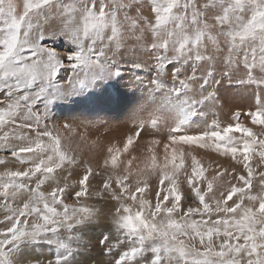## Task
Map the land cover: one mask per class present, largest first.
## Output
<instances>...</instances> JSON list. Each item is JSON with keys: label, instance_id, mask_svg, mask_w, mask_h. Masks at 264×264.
<instances>
[{"label": "snow or ice", "instance_id": "1", "mask_svg": "<svg viewBox=\"0 0 264 264\" xmlns=\"http://www.w3.org/2000/svg\"><path fill=\"white\" fill-rule=\"evenodd\" d=\"M126 71L149 98L94 166L72 137L96 125L54 109L97 90L118 103ZM226 86L251 105L197 126ZM195 149L233 167L209 177ZM0 213V264H264V0H0Z\"/></svg>", "mask_w": 264, "mask_h": 264}, {"label": "rangeland", "instance_id": "2", "mask_svg": "<svg viewBox=\"0 0 264 264\" xmlns=\"http://www.w3.org/2000/svg\"><path fill=\"white\" fill-rule=\"evenodd\" d=\"M146 74V69L144 72L140 73L142 76H146ZM132 77L133 73L131 71H126L124 74V79L114 86L119 92L120 98L118 103L107 102L105 98L106 93L97 90L91 96L85 95L70 99L71 104H68L66 101V103L70 106L67 104L64 106V103L60 102L58 106L55 107V112L58 116L56 122L58 124H63L65 121L68 123L92 121L93 124L96 125L95 127H90L88 129V133L83 137V139H81L79 135L72 137L73 148L79 154H81L83 159L90 160L94 166L101 161L105 146L109 142H116L118 146L122 147L126 136L135 130L133 117L135 115L134 109L136 105L144 103L146 99L149 98L146 87L136 84ZM220 99L222 102V107H218L216 109V113H218V115H213L212 112H208L206 116L201 117L196 121L197 126L204 127L205 120L210 123L213 119H218L221 125L224 126L227 123L233 122L232 113L236 108L246 111L247 107L252 103L251 98H249L246 93L242 92L235 86H226L225 89L221 91ZM241 121L244 124L253 127L249 118L246 116L242 115ZM254 130L257 132L261 131L259 127H254ZM236 135H239V133ZM160 138L163 139V137ZM148 139L149 136L147 132H142L139 140L133 146V149H130V151H133V154L138 158L141 157L143 155L145 142ZM93 141H96L97 143L94 144ZM157 151L162 155L163 146L161 145ZM185 151L187 152L189 149L186 147ZM195 155L198 159H200L204 167L208 169L206 175L209 177L214 175L219 167L229 169L233 167V162L229 158L222 157L219 154L209 150L195 149ZM128 158V154H122L120 160L126 162ZM139 163V159L134 161L133 168H135ZM190 164V157H186L185 167H188L189 171ZM122 167L123 164H121V168ZM100 171L103 170L100 169ZM230 179L231 177L226 175L221 177L217 183L227 187L228 181ZM102 181L103 176H98L92 179L93 185H99L102 183ZM150 183L153 185L154 189L156 185L155 178H152ZM98 206L101 208L102 212L101 224L95 226L94 232H90L88 234L87 238L92 241L93 247L88 249L84 255L90 258H96L99 262L109 259L107 256L100 255V248L97 238L104 225L109 222L108 217L105 214L109 212L111 205L105 204L103 201H101L98 202ZM0 215H2V213H0ZM80 259L83 261V264H88V261L84 260V256H81Z\"/></svg>", "mask_w": 264, "mask_h": 264}, {"label": "bare ground", "instance_id": "3", "mask_svg": "<svg viewBox=\"0 0 264 264\" xmlns=\"http://www.w3.org/2000/svg\"><path fill=\"white\" fill-rule=\"evenodd\" d=\"M62 103H64V106H65L67 103H68V104H71V103H70V100H67V103H66V101H62ZM68 104H67V105H68ZM68 106H70V105H68ZM61 110H62V109H61ZM67 110H68V109H67ZM67 110H66V111H67ZM54 111H55V109H54ZM69 111H70V110H69ZM55 113H56V112H55ZM57 119H58V116L56 115V120H57ZM106 130H107V129H106ZM109 130H110V129H109ZM74 146H75V145H74Z\"/></svg>", "mask_w": 264, "mask_h": 264}]
</instances>
